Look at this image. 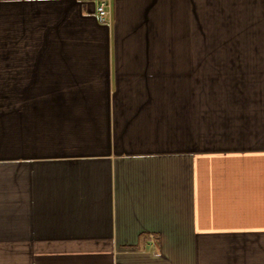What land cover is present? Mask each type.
Masks as SVG:
<instances>
[{
  "label": "crops",
  "instance_id": "crops-1",
  "mask_svg": "<svg viewBox=\"0 0 264 264\" xmlns=\"http://www.w3.org/2000/svg\"><path fill=\"white\" fill-rule=\"evenodd\" d=\"M0 0V264H264V0Z\"/></svg>",
  "mask_w": 264,
  "mask_h": 264
},
{
  "label": "built area",
  "instance_id": "built-area-1",
  "mask_svg": "<svg viewBox=\"0 0 264 264\" xmlns=\"http://www.w3.org/2000/svg\"><path fill=\"white\" fill-rule=\"evenodd\" d=\"M96 19L102 24L110 22L111 19V5L108 0L101 1L96 7Z\"/></svg>",
  "mask_w": 264,
  "mask_h": 264
}]
</instances>
